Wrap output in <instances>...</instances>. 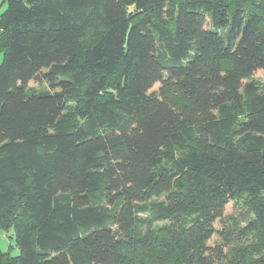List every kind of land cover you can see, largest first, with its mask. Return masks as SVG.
Masks as SVG:
<instances>
[{"label": "trees", "instance_id": "obj_1", "mask_svg": "<svg viewBox=\"0 0 264 264\" xmlns=\"http://www.w3.org/2000/svg\"><path fill=\"white\" fill-rule=\"evenodd\" d=\"M2 1L0 264H264V0Z\"/></svg>", "mask_w": 264, "mask_h": 264}, {"label": "rangeland", "instance_id": "obj_2", "mask_svg": "<svg viewBox=\"0 0 264 264\" xmlns=\"http://www.w3.org/2000/svg\"><path fill=\"white\" fill-rule=\"evenodd\" d=\"M6 5L3 4V1L0 0V17L1 14L5 11ZM3 54H0V62L3 61ZM256 77L262 78L263 74L258 73ZM0 249L9 254L11 257H16L20 255V250L16 244L15 231L14 229L3 230L0 229Z\"/></svg>", "mask_w": 264, "mask_h": 264}]
</instances>
